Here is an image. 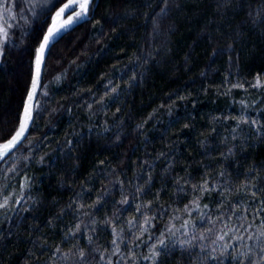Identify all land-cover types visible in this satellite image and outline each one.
Returning a JSON list of instances; mask_svg holds the SVG:
<instances>
[{"label":"trees","instance_id":"16d2710c","mask_svg":"<svg viewBox=\"0 0 264 264\" xmlns=\"http://www.w3.org/2000/svg\"><path fill=\"white\" fill-rule=\"evenodd\" d=\"M260 6L261 0H170L167 14L157 17L160 0H94L90 21L63 34L46 56L41 82L47 87L36 100L19 175L0 176V187L9 185L4 191L13 200L25 175L31 184L20 205L0 210V264H52L57 246L64 252L77 243L86 246L87 234L79 242L64 240L80 220L97 229L88 234L101 248L111 247L112 227L123 229L128 247L140 243L128 221L142 222L143 213L156 216V236L173 215L180 216L173 221L180 228L189 219L182 210L193 199L192 185L205 180L230 189L220 212L235 200L264 199V192L253 197L240 191L251 169L264 184V136L237 122L243 113L264 126V89L249 87L258 75L264 78V23L249 16ZM53 12L30 26L9 21L28 34L10 29L17 47L6 46L0 57V140L18 126L35 50ZM134 65L135 81L129 71ZM109 81L117 92L105 96ZM233 84L245 87L229 92ZM178 187L185 191L178 193ZM219 191L204 193L200 201L212 214L222 199ZM125 198L128 203H121ZM138 204L150 207L137 212ZM197 217L193 212L199 223ZM136 252L147 254V246ZM158 260L195 264L178 246Z\"/></svg>","mask_w":264,"mask_h":264},{"label":"snow or ice","instance_id":"6c2138e0","mask_svg":"<svg viewBox=\"0 0 264 264\" xmlns=\"http://www.w3.org/2000/svg\"><path fill=\"white\" fill-rule=\"evenodd\" d=\"M221 2L227 5L231 0H221ZM160 3L164 7H161L159 12L155 14L157 17L167 14L170 0H160ZM93 5L94 0H67V2L65 0H0V57L4 56L6 46L17 47L11 40L14 33H11L10 29L20 27L22 37L28 34L23 31V25H14L9 21L20 19L24 21L25 25L30 26L33 19H39L41 16H44L47 20L49 14L54 10V15H51L52 23L48 26L39 47L35 50V70L31 77V88L27 92L18 126L7 138L0 140V176L6 177L9 173L19 175L21 170L18 161L20 156L23 155L22 150L29 141L30 128L35 120L34 113L38 111L36 100L41 90L47 87L41 82L42 65L46 55L51 53L52 47L58 42V38H62L63 34L73 30L79 24L90 21ZM14 9L17 11L14 12ZM249 16L253 17V23H264V0H261V6L256 10L255 16L251 11ZM155 27L154 21V29ZM21 42H23L22 39ZM145 62H147V58H145ZM2 64L3 61L0 60V65ZM137 67L138 65H134L129 69L133 73V81L136 80ZM60 78L59 75L55 77L56 81H59ZM121 79H123V76H121ZM111 83L112 81H109L104 85L108 89L105 96L109 92H117V86L109 88ZM129 85L131 86V81ZM237 87L244 88L245 86L243 84H233L228 91L231 92L232 88ZM249 87L257 90L264 89V78L258 75L255 82L250 84ZM43 94L47 95L46 92ZM100 102L103 103V99ZM89 108H91V104H89ZM237 122L248 123L250 127L256 129V135L264 136V126L260 125L257 120L249 121L241 113ZM105 130L107 131V129ZM233 132H236V128H233ZM229 152H231V149ZM24 158L28 160L30 154ZM255 171V169L250 170V173L245 177L247 182L241 186L240 191L253 197H259L261 192H264V184H259L256 178L251 175V172ZM220 175L223 176L224 172L222 171ZM177 183L179 184V181ZM185 183H190V181L185 180ZM7 187H9L7 184L0 187V197H2L0 199V210L21 204L25 192L31 187L30 178L26 175L23 177L19 185L20 197L18 199L13 200L12 194L4 191ZM218 189H220L218 194L222 199L217 202L216 213L212 214L208 211L209 205L204 204L201 206L200 201L204 193L217 192ZM140 191L141 188L137 187V192ZM176 191L180 193L184 192L185 189L178 187ZM226 191H230V189L225 188L220 181L212 185H209L207 180L200 185L193 184V199L190 205H185L182 210L189 219H185L181 227L176 228L173 221L179 220L180 216L173 215L158 236L151 233L156 216L143 213L142 222L138 217L129 220L128 230L131 232L132 229H136L137 231L133 232L132 235L140 241L131 248L128 247V242L122 235L123 229L118 231L116 227H112L110 248L107 246H103V248L93 246L94 237L88 233L95 232L97 229L94 227L89 228L88 223L80 220L74 228L67 231L64 240L70 241L75 238L79 242L87 234V245L81 247L79 243L74 244L67 252L57 246L55 251L50 253V260L52 264H140V261L159 264L158 258L161 255L168 254L178 246L182 256L187 253L189 260H195V264H264V199H260L259 202L252 200L247 203L235 200L231 202V206L227 208L226 212H220L219 208L224 206V200L226 199L224 193ZM196 193L200 195H196ZM77 199H80V197L78 196ZM99 199L98 197L97 203ZM75 202L73 201V203ZM121 203L127 204V198L123 199ZM79 207L83 209L84 205L81 204ZM149 207L150 204H138L137 212ZM252 209H255L254 213H252ZM118 211L122 210L118 209ZM193 212L198 213L196 219L199 220V223H196L192 218ZM250 213L251 219L249 218ZM76 214L79 216L81 213L77 211ZM82 215L92 216L93 213L83 212ZM113 222L112 220H105L104 224L107 225ZM90 223L95 225L96 221L92 219ZM197 228L201 230L199 234H197ZM146 233L148 239L144 240L142 238ZM149 241L152 242L149 243ZM142 245L147 246V254L138 255L136 249ZM197 247L199 248L198 252L195 251Z\"/></svg>","mask_w":264,"mask_h":264},{"label":"water","instance_id":"95a60500","mask_svg":"<svg viewBox=\"0 0 264 264\" xmlns=\"http://www.w3.org/2000/svg\"><path fill=\"white\" fill-rule=\"evenodd\" d=\"M65 2H67V0L65 1ZM52 15H54V12H53V14ZM52 23V21H51V18H50V22H49V25ZM48 25V26H49ZM48 28V27H47ZM46 31H47V29H46ZM46 31L44 32V33H46ZM44 35V34H43ZM42 38H43V36H42ZM42 38H41V41H42ZM59 39V38H58ZM40 41V42H41ZM40 44V43H39ZM39 47V46H38ZM47 56V55H46ZM45 59H46V57H45ZM34 60H35V58H34ZM44 62H45V60H44ZM44 62H43V65H42V70H43V66H44ZM34 70H35V63H33V69H32V74H33V72H34ZM41 76H42V71H41ZM32 77V76H31ZM30 88H31V80H30V84H29V87H28V91L30 90ZM27 91V92H28ZM26 97H27V94H26ZM26 97H25V101H26ZM24 101V102H25ZM22 113H23V109H22Z\"/></svg>","mask_w":264,"mask_h":264}]
</instances>
